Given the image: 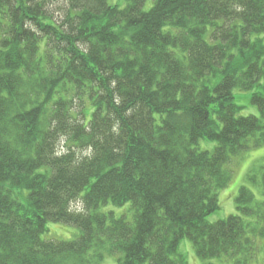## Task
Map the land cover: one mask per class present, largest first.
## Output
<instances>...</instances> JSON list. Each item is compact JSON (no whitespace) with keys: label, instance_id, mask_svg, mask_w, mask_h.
I'll use <instances>...</instances> for the list:
<instances>
[{"label":"trees","instance_id":"16d2710c","mask_svg":"<svg viewBox=\"0 0 264 264\" xmlns=\"http://www.w3.org/2000/svg\"><path fill=\"white\" fill-rule=\"evenodd\" d=\"M262 145L264 0H0V264H186L182 238L246 263L264 166L261 199L243 184L238 214L206 216Z\"/></svg>","mask_w":264,"mask_h":264},{"label":"rangeland","instance_id":"374dc122","mask_svg":"<svg viewBox=\"0 0 264 264\" xmlns=\"http://www.w3.org/2000/svg\"><path fill=\"white\" fill-rule=\"evenodd\" d=\"M112 5H119L123 7L126 4V0H108ZM250 91L248 92H235L234 100L237 106H239V114L242 115H258V109L250 102ZM201 147L210 148L214 145L213 142L201 140ZM233 164L232 177L228 186L222 188L217 192L218 206L219 208L213 213L206 216L208 222L224 220L230 215L238 214V210L235 205V198L238 195V189L245 184L250 187L255 194V199H261L262 196L259 193L258 184L253 181L247 180V177L259 176L264 166V145L261 147H252L249 150L243 151L239 156L233 158L231 161ZM80 207L78 203H75L72 208ZM47 230L42 235L43 239L51 240H63L76 238L79 233V228L62 222H46ZM250 240L255 243V248L249 253V258L246 263H239L238 259L234 261V264H264V238L257 234H250ZM178 253L184 256L186 264H205L207 260L200 259L192 246V243L187 238H182L178 247ZM239 260H243L242 258ZM246 261V260H245ZM212 264H219V259L210 260ZM233 262V261H232ZM232 262L230 264H232ZM98 264H117L112 255H104L103 260ZM229 264V263H228Z\"/></svg>","mask_w":264,"mask_h":264}]
</instances>
